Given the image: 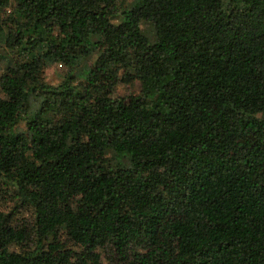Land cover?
Listing matches in <instances>:
<instances>
[{
	"label": "trees",
	"instance_id": "trees-1",
	"mask_svg": "<svg viewBox=\"0 0 264 264\" xmlns=\"http://www.w3.org/2000/svg\"><path fill=\"white\" fill-rule=\"evenodd\" d=\"M0 264H264V0H0Z\"/></svg>",
	"mask_w": 264,
	"mask_h": 264
},
{
	"label": "rangeland",
	"instance_id": "rangeland-1",
	"mask_svg": "<svg viewBox=\"0 0 264 264\" xmlns=\"http://www.w3.org/2000/svg\"><path fill=\"white\" fill-rule=\"evenodd\" d=\"M115 21H118V20H115ZM145 27L146 26H144V28ZM146 30L148 32L151 29H150V27H148ZM46 72H47L48 80L51 81V82H59L61 80V77L63 76L62 71L59 70L58 66H55V65H52L51 67H49L46 70ZM132 89H134V87H131L130 88L128 85H120L118 87L117 94H120V95L128 94V93L131 92ZM46 117L51 118L52 117V114L51 113L50 114H47ZM19 129L22 130V131H26L25 123L21 122V125L19 126ZM111 154L112 153H109V155H111Z\"/></svg>",
	"mask_w": 264,
	"mask_h": 264
}]
</instances>
